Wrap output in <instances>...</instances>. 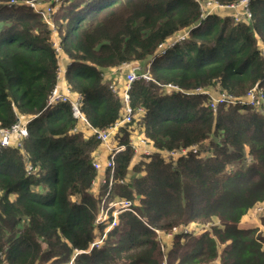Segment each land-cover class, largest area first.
<instances>
[{"label": "trees", "instance_id": "trees-1", "mask_svg": "<svg viewBox=\"0 0 264 264\" xmlns=\"http://www.w3.org/2000/svg\"><path fill=\"white\" fill-rule=\"evenodd\" d=\"M13 1L0 0V128L29 121L22 149L0 147V264H264L258 227L240 226L264 201V0H249V17L239 20L233 7L207 15L202 0H43L61 3L53 18L64 81L90 126L105 129L123 115L124 76L117 83L111 73L149 65L152 80L129 91V105L143 112L117 128L114 142L125 150L113 173L94 169L106 160L95 157L101 142L70 104L47 105L58 67L52 33ZM255 86L263 98L251 103ZM221 95L227 101L211 108ZM133 136L148 153L132 147ZM110 174L107 195L101 180ZM117 199L131 200L135 214L121 213L102 237L96 217ZM213 218L221 226L199 236L188 228ZM180 227L186 232L165 238Z\"/></svg>", "mask_w": 264, "mask_h": 264}, {"label": "built area", "instance_id": "built-area-1", "mask_svg": "<svg viewBox=\"0 0 264 264\" xmlns=\"http://www.w3.org/2000/svg\"><path fill=\"white\" fill-rule=\"evenodd\" d=\"M248 3H249V0H240L237 3L230 4L229 6H223V5H218V4H214V5L219 6V8L221 9L225 7L232 8L236 6L245 8ZM60 4H61L60 1H56V3L53 5L52 4L45 5L43 3V0H31V2L27 5L33 10V12L40 14L43 17V19L48 22L50 16L56 12V8L58 9ZM220 10H217V11H220ZM203 11L206 14H210L214 12L212 7H209V6H207ZM247 16L249 17V14ZM184 39H185L184 36H181V40H184ZM51 42H52L54 51L57 54L58 67H57V73H56V85L48 97L47 105H53L58 102H66L70 104L72 115L75 118L82 121L83 123H85L87 128H89V130H91V132L96 135V138L101 142V144L106 146V148L108 149V155L106 157L105 162L102 165L101 164L99 165L97 162H94L93 167L96 168L98 171L102 169H106V170L109 169L110 172L113 173L116 155L120 153L121 151L125 150L124 144L114 142L115 136L117 134V128L119 125L131 123L133 119L137 117V115L127 105L124 108V114L122 115L120 120L116 121L114 124L108 126L107 128L96 129L90 126L79 110L80 96H77L76 94H74L72 90L70 89V87L66 84L64 85L62 89H60L58 86V83L61 82L64 78L65 69L62 67V60L60 59L62 47H61V43L59 41V37H58L56 29H53L52 31ZM159 50L162 53H164V49L161 45L159 46ZM122 68L124 69V81H125V90L122 93V97L124 99V102L128 103L129 89L131 88V85L138 80L149 81L151 80V78L149 75L148 68L142 67L139 63H135V62L129 63V64L124 65ZM249 93L252 96L250 99L251 103L254 98H257V100L263 98V94L261 90H258L256 88L249 91ZM256 94L258 95V97L256 96ZM226 101L227 99L225 100V98L221 95L218 98L212 99L209 102V106L211 108H214L217 105H220ZM28 121H29L28 119L18 120L16 123L11 125L10 127L0 128V147H4V148L15 147L17 149H22L24 140L28 136V131H27ZM130 143L133 148L137 144H142L143 145L142 147L144 148L142 152L148 153V149L146 148L147 147L146 142L142 140H138L137 138H135V136H133V139H130ZM134 151L135 153L139 154V149H135ZM179 152H181V154H184L185 150H180ZM175 153L176 152H170L169 155L175 154ZM27 170L31 171L32 170L31 166L27 165ZM114 182H115V179L113 178L111 174L109 175L108 178L103 177V179L101 180V184H106V186H108L107 195L111 192ZM119 183H122V182H119ZM132 204H133L132 201L128 199L114 200L113 201L114 211L112 212L111 218H109L107 214L102 212L104 210L103 209L104 204L102 205V209L100 210L99 217L97 219L98 221L97 224L105 227V232L103 233L102 237H105L106 232L110 231L112 228L117 226L119 214L127 212V211H130L131 213L135 214L136 210L132 208Z\"/></svg>", "mask_w": 264, "mask_h": 264}, {"label": "rangeland", "instance_id": "rangeland-1", "mask_svg": "<svg viewBox=\"0 0 264 264\" xmlns=\"http://www.w3.org/2000/svg\"><path fill=\"white\" fill-rule=\"evenodd\" d=\"M21 3L23 2L24 4H29L31 2V0H16V1H13L15 3ZM37 3V2H35ZM39 4V3H38ZM215 1L213 0H202V4H200L199 6L201 7V10L203 11L207 6L209 7H212V9L214 11H217V10H220L221 8H219V6H215ZM219 5V4H218ZM58 9L56 8V11ZM33 11V10H32ZM228 11V10H227ZM225 11V13L227 12ZM40 15V14H39ZM41 17V20L46 24V26L49 28L50 32L52 33L53 29H56V21L54 20L53 18V15L50 16L49 18V21L47 22L46 20L43 19V17L40 15ZM57 30V29H56ZM52 36V35H51ZM54 38V36H53ZM142 67H146L148 68L149 70V67H148V64L146 65V63H143L141 65ZM117 135V134H116ZM118 137H124L123 134H120L118 135ZM148 146V145H147ZM200 148V147H199ZM247 149V148H246ZM189 149H185V151ZM152 151H150L151 153ZM187 153H185L186 155ZM206 154H210V152H207V153H201V155H206ZM167 156H165L166 159L168 160H171V161H175L176 159H178L182 154L181 152H176L175 154H166ZM244 158H251L249 156V154L244 151ZM137 159H135L133 162H136ZM94 162H97L99 165H100V162L98 160H95L93 161ZM92 163V165H93ZM233 165H236V166H245L244 163L242 161H237L236 164H233ZM227 169L230 168V165L226 166ZM95 170H97L96 168H94ZM109 203H106V206L108 205ZM261 219H264V201L263 202H258L256 203L252 208H250L247 212V214H245V216L241 219L240 221V226L242 228H247V227H258V232L256 234V236H261V240L263 241L262 242V249L264 250V225L262 224L261 222ZM149 226V225H148ZM215 226V227H214ZM221 226V223L219 222V220H217L216 218H213V219H209V221H202V222H199V223H196V224H191L190 226H188L189 229H191L195 236H199L202 232L204 231H210V229L212 227L216 228V227H220ZM150 227V226H149ZM156 231V230H155ZM179 231H184L186 232V230L184 228H173L172 232L170 234H167L166 236L164 235L163 232H159V231H156V238L158 239V242L161 243V250H164L165 247H164V244H163V241L161 240L162 238H167V236H172L173 234L179 232ZM169 240V239H168ZM222 248L223 246L221 245H217V253H219L220 251H222ZM164 254V252H163ZM165 257V256H164ZM163 257V258H164ZM217 262V259H215L213 262H211L210 264H216Z\"/></svg>", "mask_w": 264, "mask_h": 264}, {"label": "bare ground", "instance_id": "bare-ground-1", "mask_svg": "<svg viewBox=\"0 0 264 264\" xmlns=\"http://www.w3.org/2000/svg\"><path fill=\"white\" fill-rule=\"evenodd\" d=\"M216 4V3H215ZM232 9H234L235 11H234V14H235V19L236 20H239V19H241V18H244V17H242V16H246V17H248L247 15L249 14V10H248V8H247V6L245 7V8H241V7H239V6H236V7H233ZM205 13V12H204ZM186 35H187V33H182V34H180V35H178L177 37H175L174 39H172L169 43H167V45H166V47H172V46H174L175 44H178V43H181L183 40H181V36H184V38H186ZM185 40V39H184ZM173 43V44H172ZM164 47V46H163ZM164 49V48H163ZM165 50V49H164ZM161 52V51H160ZM135 63H138V62H135ZM126 64H129V63H124L123 65H122V67L124 66V65H126ZM140 64V63H139ZM148 67H149V65H148ZM149 71V70H148ZM149 75H150V72H149ZM150 78H151V75H150ZM63 80H64V78H63ZM152 80V79H151ZM150 81V80H149ZM146 82V81H145ZM134 84V83H133ZM132 84V85H133ZM132 85H131V88H132ZM59 86V85H58ZM55 87V86H54ZM168 87H171V88H175V89H177V86H173V85H170V86H168ZM60 88V87H59ZM131 88L129 89V91L131 90ZM255 88L256 89H259L258 87H256L255 86ZM54 89V88H53ZM52 89V90H53ZM61 89V88H60ZM125 90V81H124V86H123V89H122V92H121V96H122V93H123V91ZM198 91H201L200 90V88H198L197 89ZM52 92V91H51ZM129 106L134 112H135V114H137V113H142L143 112V109H141V108H139V109H137V110H134L130 105H129V100H128V103H126V102H124V99H123V97H122V108H123V114H124V108L126 107V106ZM112 125V124H111ZM119 126H121V125H119ZM118 126V127H119ZM179 152V151H178ZM112 175V174H111ZM118 182H123V180L121 179V180H118ZM129 200V199H128ZM101 209H102V207H101ZM104 210L102 211V212H104L105 214H107V216L109 217V218H111L112 217V212L114 211V206H113V201L112 202H109V204L107 205V206H105V204H104V208H103ZM100 213V212H99ZM121 214H119V216H120ZM98 217H99V214L97 215V217H96V220H95V223H97L98 221H97V219H98Z\"/></svg>", "mask_w": 264, "mask_h": 264}, {"label": "crops", "instance_id": "crops-1", "mask_svg": "<svg viewBox=\"0 0 264 264\" xmlns=\"http://www.w3.org/2000/svg\"><path fill=\"white\" fill-rule=\"evenodd\" d=\"M63 61H66V60L63 59ZM63 61H62V64H63ZM122 76H124L123 68H120L116 73H114V76H112V73H111V77H113L114 82H117V83L118 82L120 83V81L122 80ZM65 84L66 83L64 80L58 83L61 89L64 87ZM107 155H108V149L106 148V146L101 144V147H99L95 152V157L104 159L105 157H107Z\"/></svg>", "mask_w": 264, "mask_h": 264}, {"label": "clouds", "instance_id": "clouds-1", "mask_svg": "<svg viewBox=\"0 0 264 264\" xmlns=\"http://www.w3.org/2000/svg\"><path fill=\"white\" fill-rule=\"evenodd\" d=\"M211 14V13H210ZM208 15V14H207Z\"/></svg>", "mask_w": 264, "mask_h": 264}]
</instances>
